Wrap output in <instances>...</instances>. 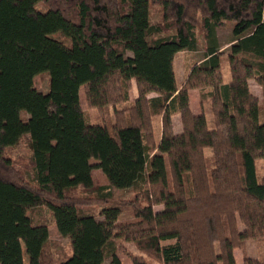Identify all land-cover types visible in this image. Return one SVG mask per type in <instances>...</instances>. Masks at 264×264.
Masks as SVG:
<instances>
[{
	"label": "trees",
	"instance_id": "trees-1",
	"mask_svg": "<svg viewBox=\"0 0 264 264\" xmlns=\"http://www.w3.org/2000/svg\"><path fill=\"white\" fill-rule=\"evenodd\" d=\"M228 21L226 53L217 29ZM197 30L206 55L179 86L175 57L198 49ZM45 72L47 93L34 86ZM81 88L100 123L87 122ZM207 89L210 117L190 100ZM263 117L264 0H0V264H25L23 246L29 264H123L119 253L133 264H237L244 241L264 245ZM94 167L108 184L93 186ZM133 186L131 198L114 195ZM49 211L70 240L66 258ZM126 212L133 219L120 221Z\"/></svg>",
	"mask_w": 264,
	"mask_h": 264
},
{
	"label": "rangeland",
	"instance_id": "rangeland-1",
	"mask_svg": "<svg viewBox=\"0 0 264 264\" xmlns=\"http://www.w3.org/2000/svg\"><path fill=\"white\" fill-rule=\"evenodd\" d=\"M160 18H161L160 8L153 7L151 9V22L154 24L157 21H159ZM233 28H234V22L228 21L227 25L224 28L217 29V34H218L220 44L223 46V48L221 50L225 51L226 53L229 52V49H230L229 44H230V41L233 39ZM54 37H56L57 39H61V40L65 41L67 44H69V41L66 40L64 37H62L60 34H55ZM196 37L198 39V49L196 51L184 50V51H180V53L178 52L176 54L174 66H175V70L177 73V78H178L179 84H181L182 81L187 79V77L190 73L189 71H191L193 66L195 64H197V62L202 60L206 55V41L203 38V36L199 30H197ZM222 60H223L222 61V69H223L224 79L230 80L231 79V72H230V65H229V61H228L227 56L226 55L223 56ZM34 86L39 91L47 93L50 89V74L48 72H45L41 75H37L34 79ZM251 90L256 95H260V97H262V89H261L260 85L255 80H251ZM208 92H209V89L205 90L204 93H201L199 91V92H197V94H192V97L190 98V100L192 103L194 113L200 114V112L202 113L204 111L205 113L208 114L209 117L211 116L210 108H209L211 96H210V94H208ZM80 94H81L82 107L85 110L86 116H87V118H86L87 122L91 123V124L100 123L99 118H98V110L94 109V108L89 109L87 102H86V98L84 95V89L83 88H81ZM202 101H203V103H202ZM178 115L179 114H176V115H174L175 118L173 117L175 119L174 125L176 124L175 126L177 128L182 125V121H180V119H181L180 115L179 116ZM21 117L24 121H27L29 118V114L26 111H23L21 113ZM263 119H264V117L262 118V120ZM180 122H181V124H180ZM156 126H157V124H156ZM12 150H13V152H15L17 154H24V155L28 154V150H27L26 146H18L16 149L14 148ZM207 154L211 155L212 151L207 150ZM91 163L95 164V166H96L98 161L95 159H92ZM91 175H92L94 187L100 186V185H106L109 183L104 172L98 167H94L92 169ZM135 188H136V186H133V187L128 188V189H114V195L118 198H131L134 195ZM47 217H48V221H49L50 239L52 241L59 242V245L54 247V251L60 259L66 258L68 255L71 254L70 240L67 237H63L59 233V231H58V229L54 223V218L52 216V213L50 211L47 213ZM132 219H133V217L129 212L123 213L120 216V221H122V222L130 221ZM121 242L122 241L119 240V241H117V244H119ZM123 244L131 252H133L135 254L139 253V251L137 250V248L134 244L128 243V242H123ZM23 247H24V262H25V264H29L30 258L26 254L25 246H23ZM263 254H264L263 243L260 242L259 240L252 239V240H247V241L243 242L241 248H239L236 251L235 257H236V262L238 260V262L240 264H243L244 259L246 257H259V256H262ZM118 256L120 257L123 264H133L132 260L127 255H125L123 253H119ZM104 264H110V258H107Z\"/></svg>",
	"mask_w": 264,
	"mask_h": 264
},
{
	"label": "crops",
	"instance_id": "crops-1",
	"mask_svg": "<svg viewBox=\"0 0 264 264\" xmlns=\"http://www.w3.org/2000/svg\"><path fill=\"white\" fill-rule=\"evenodd\" d=\"M218 40H219V38H218ZM232 41V40H231ZM230 41V42H231ZM219 43H220V41H219ZM229 44V43H228ZM220 46H221V49L223 48V46L220 44ZM180 53V52H179ZM201 61V60H200ZM199 61V62H200ZM199 62H197V63H199ZM194 67V66H193ZM176 71V70H175ZM190 72V71H189ZM176 79H177V84L179 85V86H181L184 82H185V80L184 81H182V83L181 84H179V82H178V78H177V73H176ZM225 80V82H229L230 80H226V79H224ZM249 85H250V87H251V81L249 82ZM197 92H199V90H193V91H191L190 92V98L192 97V94H197ZM258 97H260V95H257ZM130 97H131V100H133V99H135L136 97H137V89H136V87L135 88H133L132 90H131V92H130ZM191 107H192V103H191ZM192 110H193V107H192ZM201 113V112H200ZM197 114V113H196ZM179 116V115H178ZM174 118H175V116H174ZM173 118V120H174V122H175V119ZM180 121H181V119H180ZM180 124H181V122H180ZM176 125V124H175ZM174 125V126H175ZM182 130H183V125H181V126H179L178 128L175 126V132L176 133H180V132H182ZM238 250V249H237ZM236 250V251H237ZM236 251H235V254H236ZM237 264H240L239 262H238V260H237ZM244 264V263H243Z\"/></svg>",
	"mask_w": 264,
	"mask_h": 264
}]
</instances>
